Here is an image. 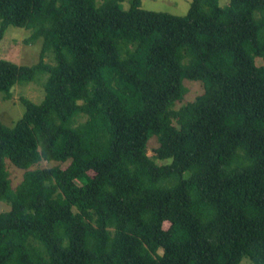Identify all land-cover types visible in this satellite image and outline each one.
I'll return each mask as SVG.
<instances>
[{
  "label": "trees",
  "instance_id": "trees-1",
  "mask_svg": "<svg viewBox=\"0 0 264 264\" xmlns=\"http://www.w3.org/2000/svg\"><path fill=\"white\" fill-rule=\"evenodd\" d=\"M123 1L0 0V41L43 40L0 94L47 76L0 120V264H264V0Z\"/></svg>",
  "mask_w": 264,
  "mask_h": 264
},
{
  "label": "rangeland",
  "instance_id": "rangeland-1",
  "mask_svg": "<svg viewBox=\"0 0 264 264\" xmlns=\"http://www.w3.org/2000/svg\"><path fill=\"white\" fill-rule=\"evenodd\" d=\"M99 3L103 0H97ZM192 0H142V8L153 12H163L171 15L181 16L185 15L190 7ZM229 0H220V5L225 6ZM131 6V0H124L120 3V7L128 10ZM31 36V30L20 27L9 26L0 41V60L10 61L17 65L32 66L40 59V53L43 46L41 38L32 43H27L26 40ZM46 63L55 64L52 52H48L44 58ZM35 82L17 84L12 88L11 99H4V95L0 94V120L8 127H12L23 116L25 107L21 103V98H27L33 103H40L44 99V83L47 76H43ZM188 92L182 104H177V107L195 100V98L203 92L201 83L186 82ZM155 139L149 143L148 155L152 156L151 148L156 146ZM54 165L43 161L41 167H49ZM11 179L16 185L22 179L23 170L14 166L9 168ZM10 206L5 202H0V213L8 211ZM240 264H252L248 258L241 261Z\"/></svg>",
  "mask_w": 264,
  "mask_h": 264
}]
</instances>
